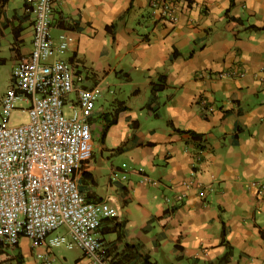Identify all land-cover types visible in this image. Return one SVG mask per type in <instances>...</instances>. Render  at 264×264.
<instances>
[{
	"label": "crops",
	"instance_id": "0c3cea01",
	"mask_svg": "<svg viewBox=\"0 0 264 264\" xmlns=\"http://www.w3.org/2000/svg\"><path fill=\"white\" fill-rule=\"evenodd\" d=\"M17 1L0 6L14 63L33 48V14ZM178 6L172 24L151 0H56L52 38L68 46L49 60L102 87L75 174L102 204L114 264H264V0ZM55 248L21 236L0 245V264H94L79 247Z\"/></svg>",
	"mask_w": 264,
	"mask_h": 264
},
{
	"label": "built area",
	"instance_id": "2783aa9c",
	"mask_svg": "<svg viewBox=\"0 0 264 264\" xmlns=\"http://www.w3.org/2000/svg\"><path fill=\"white\" fill-rule=\"evenodd\" d=\"M180 1L151 4L155 13L177 24ZM26 5L34 17L33 48L15 63L12 85L0 99V245H16L27 236L34 245L79 247L94 264H112L99 235L102 204L87 198L75 174L92 152L89 115L102 87L85 86L84 75L69 60H49L55 49L68 46L66 35L58 43L52 38L56 0H26ZM72 92L77 103L68 100ZM18 108L27 121L14 124ZM258 187L264 192V182Z\"/></svg>",
	"mask_w": 264,
	"mask_h": 264
},
{
	"label": "rangeland",
	"instance_id": "374dc122",
	"mask_svg": "<svg viewBox=\"0 0 264 264\" xmlns=\"http://www.w3.org/2000/svg\"><path fill=\"white\" fill-rule=\"evenodd\" d=\"M17 2L19 4L22 3L21 0H19ZM13 5H14V3L12 4V6ZM3 41L4 42H3L2 46H0V58L3 59V61L0 62V99L2 98V96L6 92V90L8 89V87L12 81L13 67L15 66V63H14L13 59L11 58V55H12L11 52L12 51L10 49V43H8L6 41V39H3ZM115 89L118 91V93L123 92V91H121L122 88L114 87L113 90H115ZM17 103L21 104L22 101L17 102ZM11 121L14 124H20V123L26 122L27 121V114L23 113L22 111L15 110L12 114ZM123 168L124 169H123V172H121V175H122V177L127 176V178H128V174L130 173L129 168H131L130 163L128 165L123 164ZM123 179H125V178H123ZM104 185H105V181L103 178L102 179V186H101L102 189H103ZM55 250H57L58 253H62V254H66L69 251L66 249L65 246L57 247V248H55Z\"/></svg>",
	"mask_w": 264,
	"mask_h": 264
},
{
	"label": "trees",
	"instance_id": "16d2710c",
	"mask_svg": "<svg viewBox=\"0 0 264 264\" xmlns=\"http://www.w3.org/2000/svg\"><path fill=\"white\" fill-rule=\"evenodd\" d=\"M7 0H0V6H1V11L3 10V6H5ZM235 21H237V18L236 17H232ZM163 86L162 84H158V83H153L152 85V91L153 93H155L156 91L162 89ZM144 254V252H143ZM111 260H112V264H114V258L111 257ZM147 262H149L150 264H157L156 262H153L151 261L149 258L146 259Z\"/></svg>",
	"mask_w": 264,
	"mask_h": 264
}]
</instances>
